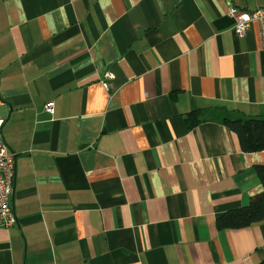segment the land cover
<instances>
[{"label": "crops", "instance_id": "0c3cea01", "mask_svg": "<svg viewBox=\"0 0 264 264\" xmlns=\"http://www.w3.org/2000/svg\"><path fill=\"white\" fill-rule=\"evenodd\" d=\"M257 7L264 0H0L16 215L0 227V264L264 259V220L215 225L262 190L264 151H242L222 122L264 117L257 23L238 36L229 14ZM204 108L214 111L190 115Z\"/></svg>", "mask_w": 264, "mask_h": 264}, {"label": "trees", "instance_id": "16d2710c", "mask_svg": "<svg viewBox=\"0 0 264 264\" xmlns=\"http://www.w3.org/2000/svg\"><path fill=\"white\" fill-rule=\"evenodd\" d=\"M214 109H198L190 115L197 113L206 115L213 112ZM218 110H223V107H219ZM197 122L199 119L192 120L190 126ZM222 122L237 136L242 151H264V117L233 118L224 113ZM255 171L260 179L262 190L252 195L247 205L230 208L218 214L215 217L217 229L242 228L264 220V165H257ZM257 264H264V259Z\"/></svg>", "mask_w": 264, "mask_h": 264}, {"label": "built area", "instance_id": "2783aa9c", "mask_svg": "<svg viewBox=\"0 0 264 264\" xmlns=\"http://www.w3.org/2000/svg\"><path fill=\"white\" fill-rule=\"evenodd\" d=\"M230 16L234 19L233 30L241 36L252 23L256 22L259 31L260 44L264 48V8L257 7L251 11L229 10ZM113 77L107 72L102 83L107 87V80ZM44 109L52 113L53 102L44 104ZM3 117L0 115V227L9 228L16 223V215L11 205V194L15 177L14 155L8 152L2 135Z\"/></svg>", "mask_w": 264, "mask_h": 264}]
</instances>
